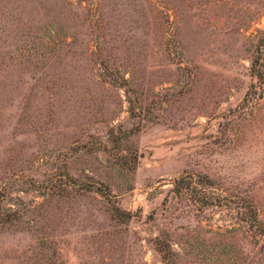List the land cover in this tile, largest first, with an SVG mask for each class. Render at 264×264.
Segmentation results:
<instances>
[{
  "label": "rangeland",
  "instance_id": "rangeland-1",
  "mask_svg": "<svg viewBox=\"0 0 264 264\" xmlns=\"http://www.w3.org/2000/svg\"><path fill=\"white\" fill-rule=\"evenodd\" d=\"M0 264H264V0H0Z\"/></svg>",
  "mask_w": 264,
  "mask_h": 264
},
{
  "label": "trees",
  "instance_id": "trees-1",
  "mask_svg": "<svg viewBox=\"0 0 264 264\" xmlns=\"http://www.w3.org/2000/svg\"><path fill=\"white\" fill-rule=\"evenodd\" d=\"M96 190H98L101 195H104L107 197L108 193L107 191H105L103 187H99ZM111 210H112V216L119 221L124 220L127 217V214L125 212L121 211L119 208L115 206H113ZM248 220H249L250 226L253 227L255 231H260L261 223L258 219L257 212L254 208H252V210L250 211ZM163 258H164V254H163Z\"/></svg>",
  "mask_w": 264,
  "mask_h": 264
}]
</instances>
